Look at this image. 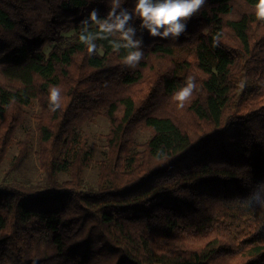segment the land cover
I'll return each mask as SVG.
<instances>
[{"label": "trees", "instance_id": "16d2710c", "mask_svg": "<svg viewBox=\"0 0 264 264\" xmlns=\"http://www.w3.org/2000/svg\"><path fill=\"white\" fill-rule=\"evenodd\" d=\"M35 103L0 264H264V0H0V167Z\"/></svg>", "mask_w": 264, "mask_h": 264}, {"label": "rangeland", "instance_id": "374dc122", "mask_svg": "<svg viewBox=\"0 0 264 264\" xmlns=\"http://www.w3.org/2000/svg\"><path fill=\"white\" fill-rule=\"evenodd\" d=\"M52 47H46V53ZM39 110L38 104L28 111L25 123L18 129L16 139L12 145L8 157L0 167V186L9 183H23L34 187H45L47 179L40 169L38 160L39 140L35 115ZM110 123L104 117H98L92 122H88L82 130V137L85 147L94 152V160L85 171L84 180L86 187H96L98 184L100 162L107 158V135L109 134ZM29 136L30 151L28 158L13 170L15 159L19 154L20 143ZM149 137V132L142 130L137 135L139 143H144ZM69 179V175L62 177V180Z\"/></svg>", "mask_w": 264, "mask_h": 264}]
</instances>
